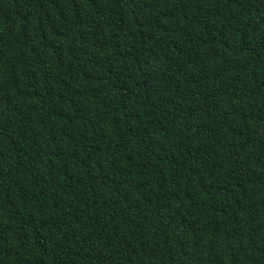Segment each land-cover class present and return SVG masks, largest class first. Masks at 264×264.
I'll return each mask as SVG.
<instances>
[{
	"label": "trees",
	"instance_id": "obj_1",
	"mask_svg": "<svg viewBox=\"0 0 264 264\" xmlns=\"http://www.w3.org/2000/svg\"><path fill=\"white\" fill-rule=\"evenodd\" d=\"M0 264H264V0H0Z\"/></svg>",
	"mask_w": 264,
	"mask_h": 264
}]
</instances>
